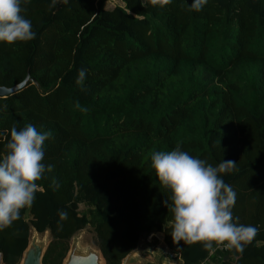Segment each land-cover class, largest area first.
<instances>
[{
  "label": "trees",
  "instance_id": "trees-1",
  "mask_svg": "<svg viewBox=\"0 0 264 264\" xmlns=\"http://www.w3.org/2000/svg\"><path fill=\"white\" fill-rule=\"evenodd\" d=\"M112 1L49 10L51 0H28L35 39L0 42V86L29 75L39 84L0 97V133L50 131L43 162L53 166L31 207L0 231L3 264H20L32 228L68 242L87 226L106 264H122L151 234L163 236L171 264H264V0H208L199 12L187 10L192 0ZM177 144L213 166L236 163L222 175L236 193L233 216L259 228L243 253L173 241L170 192L151 154Z\"/></svg>",
  "mask_w": 264,
  "mask_h": 264
},
{
  "label": "clouds",
  "instance_id": "clouds-1",
  "mask_svg": "<svg viewBox=\"0 0 264 264\" xmlns=\"http://www.w3.org/2000/svg\"><path fill=\"white\" fill-rule=\"evenodd\" d=\"M207 2L192 0L187 10L199 12ZM26 3L28 0H0V42L13 44L35 39L31 21L22 15L26 10L22 5ZM59 3L67 4L68 0H51L49 10ZM170 3L171 0H141L144 7L150 4L163 8ZM85 79L86 69L79 70L76 84L83 86ZM75 108L88 111L79 101ZM51 135L31 124L0 133L6 140L5 152L0 155V231L18 220L21 210L31 207L35 194L42 191L37 181L53 169L43 162V145ZM235 165L234 161L223 160L213 166L181 150L179 144L171 151L151 154V167L159 185L170 192L164 205L172 213L171 236L175 243H200L205 249L215 245L243 253L256 237L258 227L241 224L239 217L233 216L236 193L222 175L234 170ZM59 217L64 221L67 213L61 211Z\"/></svg>",
  "mask_w": 264,
  "mask_h": 264
},
{
  "label": "rangeland",
  "instance_id": "rangeland-1",
  "mask_svg": "<svg viewBox=\"0 0 264 264\" xmlns=\"http://www.w3.org/2000/svg\"><path fill=\"white\" fill-rule=\"evenodd\" d=\"M118 4H122L120 0H113L108 8H113ZM84 209V206L81 207ZM152 235V234H151ZM149 235V237L143 238L140 241V245L142 244V250L140 251L142 254L145 253L147 256L145 260H141L138 258L136 264H147L149 262H158L161 264H169V261L166 260V249L163 241V236H156L153 234V237ZM34 234H32V237ZM151 236V237H150ZM153 238V239H152ZM30 239V242H31ZM39 243L43 245L45 249V253L43 254V264H65L71 254L72 251L77 252L78 254H87L89 252H95L99 256L101 255V251L97 244V239L95 236L94 228L92 226H88L82 231H80L73 239L68 242H59L54 241L50 232H46L38 236ZM149 239V241H148ZM148 247L147 251L145 250ZM165 253V254H164ZM164 254L163 256H161ZM159 258V259H158ZM164 259V260H163ZM141 260V261H140ZM163 260V262H162ZM170 262L173 260L169 259ZM104 261V260H103ZM101 264H106V261ZM174 264H178L174 262Z\"/></svg>",
  "mask_w": 264,
  "mask_h": 264
},
{
  "label": "water",
  "instance_id": "water-1",
  "mask_svg": "<svg viewBox=\"0 0 264 264\" xmlns=\"http://www.w3.org/2000/svg\"><path fill=\"white\" fill-rule=\"evenodd\" d=\"M61 5H62V3H59L58 8H60ZM30 81L33 82V84L39 86L37 80L34 77L29 75L23 82H21L20 84L14 86V87L8 88L5 86H0V97L5 98V97L11 96V95L23 90ZM80 231H82V230H80ZM80 231H78L71 239H73ZM46 232H49V231H46ZM32 234H34V236L31 239ZM39 235H41V234L39 232H37L35 228L31 229V235H30L31 242L29 239V245L23 253V257H22L20 264H43L42 263L43 262V254L45 253V249H44L43 245L39 243V239H38ZM151 236L153 237V234ZM34 238H36V241H34ZM143 238L144 237H142L141 240ZM148 241H149V239H148ZM142 246L143 245L142 244L140 245V242H139L136 249L133 250L130 254H128L126 256V258L123 260L122 264H136L138 261V258H140L141 260H145L147 257V256H145L146 254L145 253L142 254L140 252L142 250L141 249ZM228 258H229V256L225 257L226 260ZM101 259L106 261L102 252H101V255L99 256L95 252H89L87 254H84V253L78 254L77 252L72 251L65 264H101ZM149 263L158 264V261L155 263L154 262H149ZM159 264H161V263H159Z\"/></svg>",
  "mask_w": 264,
  "mask_h": 264
},
{
  "label": "built area",
  "instance_id": "built-area-1",
  "mask_svg": "<svg viewBox=\"0 0 264 264\" xmlns=\"http://www.w3.org/2000/svg\"><path fill=\"white\" fill-rule=\"evenodd\" d=\"M216 250H220V251H227L226 249H224L223 247H216V249L214 250V251H216ZM214 251H212V253H214ZM0 264H3V262H2V256H1V254H0Z\"/></svg>",
  "mask_w": 264,
  "mask_h": 264
},
{
  "label": "crops",
  "instance_id": "crops-1",
  "mask_svg": "<svg viewBox=\"0 0 264 264\" xmlns=\"http://www.w3.org/2000/svg\"><path fill=\"white\" fill-rule=\"evenodd\" d=\"M162 245H164V244H162ZM147 249H148V247L145 249L146 251H147ZM165 251L164 252H166V256L168 255V250L167 249H164ZM165 254V253H164ZM164 257V256H163ZM167 258V257H166ZM164 260V259H163ZM163 260H162V262H163ZM166 260H168L169 261V264H171L170 263V260L169 259H166ZM159 262V261H158Z\"/></svg>",
  "mask_w": 264,
  "mask_h": 264
},
{
  "label": "bare ground",
  "instance_id": "bare-ground-1",
  "mask_svg": "<svg viewBox=\"0 0 264 264\" xmlns=\"http://www.w3.org/2000/svg\"><path fill=\"white\" fill-rule=\"evenodd\" d=\"M34 241H36V238H34ZM101 261L104 262L103 259H101Z\"/></svg>",
  "mask_w": 264,
  "mask_h": 264
}]
</instances>
